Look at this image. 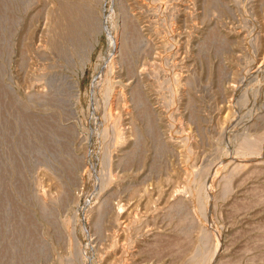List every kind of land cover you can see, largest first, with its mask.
<instances>
[{"label":"rangeland","instance_id":"374dc122","mask_svg":"<svg viewBox=\"0 0 264 264\" xmlns=\"http://www.w3.org/2000/svg\"><path fill=\"white\" fill-rule=\"evenodd\" d=\"M114 2L0 0V264H189L214 241L210 262L264 264V0ZM59 3L79 11L60 19ZM113 8L133 29L110 64L89 26ZM106 67L123 143L111 120L94 131ZM244 157L260 169L244 174ZM207 180L198 223L172 203L199 209Z\"/></svg>","mask_w":264,"mask_h":264},{"label":"bare ground","instance_id":"6f19581e","mask_svg":"<svg viewBox=\"0 0 264 264\" xmlns=\"http://www.w3.org/2000/svg\"><path fill=\"white\" fill-rule=\"evenodd\" d=\"M114 3H116V0H115V2ZM120 2L119 1H117V3H116V5L117 4H119ZM67 5V4H66ZM65 5V3L64 4H62V3H59V4H57L56 6H54V7H51L52 9H51V12L50 13H53L54 14V16L55 17H59V16H64V14H66L68 11H70L71 9H75V8H69V6L67 7ZM120 5V4H119ZM118 5V6H119ZM116 9H118L117 8V6H116ZM116 9H112L111 10V16H110V20L107 22V23H105V24H102V28H101V30H96V29H93V27H96V26H89V34H90V37H91V39H92V41L94 42V45L95 44H97V41H98V36L99 35H101V34H103V35H105V37H106V39L108 40V43H109V45H110V48H111V59L109 60V63L110 64H112L114 61H116L114 58H113V55L114 54H116V51H117V48L119 47V49L121 48L122 49V47H124L125 46V44H126V42H125V44H124V46H123V41H127V39L126 40H124L123 39V41H122V38L124 37V36H128V35H130V33L128 34V35H126L127 33H128V31L130 32L132 29H133V26H132V24H131V26H130V24L128 23V22H126L125 20H123L122 19V21H118V17L116 18ZM75 10H77V9H75ZM74 10V11H75ZM73 11V10H72ZM79 10H77V12H78ZM71 12V11H70ZM76 12V11H75ZM80 12H81V10H80ZM52 15V14H51ZM57 15V16H56ZM53 16V15H52ZM60 19H61V17H59ZM56 19V22H57V19L58 18H54V20ZM59 19V20H60ZM62 19H63V17H62ZM58 20V21H59ZM137 20V19H136ZM135 21V20H134ZM90 27H92V28H90ZM99 27H100V25H99ZM129 27L130 28H132V29H130L129 30ZM96 28H98V27H96ZM98 29H100V28H98ZM135 31V30H134ZM88 34V35H89ZM138 38V37H137ZM140 38V37H139ZM105 39V40H106ZM123 42V43H122ZM91 45V44H90ZM122 46V47H121ZM88 47H89V45H88ZM92 47V46H91ZM91 47H89V48H91ZM92 52H93V47L91 48V49H89V51L86 53V55L85 56H82V57H84V62L81 64V66H80V68H81V73L83 72V70H84V68H85V61L86 60H88V58L91 56V54H92ZM121 54V53H120ZM86 57V58H85ZM115 57V56H114ZM116 57H118V55L116 56ZM121 57V56H120ZM83 60V59H82ZM112 60H113V62H112ZM120 61V60H119ZM118 61V62H119ZM61 73V72H60ZM112 73H110L109 72V67H106V69L105 70H103L102 72H101V74L96 78L97 80H96V84L94 83V81H93V84H95V87H96V90H97V92L98 93H100L101 94V97L99 98V100L97 101V103H96V108L97 109H99V110H102V111H104L103 112V115H102V117H99L100 118V122H98V120H97V122L99 123L98 124V127L94 130L95 131V133H96V135L98 136V137H106L107 136V134H108V126H106V122L108 121V120H111V122H112V132H113V134H114V138H115V142L116 143H123L124 142V140H125V131L123 132L122 131V129L120 128V126H119V121H120V117L119 116H117V115H115L113 118H112V114L109 112V109H108V111H106L105 112V110H106V108L107 107H110L111 105L112 106H117L118 105V102L120 101V100H122V98H123V96H121V95H119V96H117L115 99H113V101H112V99L110 98V94L112 93V88H113V85H112V79H111V75ZM55 75V74H54ZM56 76V75H55ZM54 76V77H55ZM61 76V75H60ZM57 77L59 78L58 80H60V78L61 77H59L58 75L55 77L56 78V80H57ZM52 80H53V78H52ZM51 80V81H52ZM55 80V81H56ZM62 80V79H61ZM54 81V80H53ZM53 82V83H57V84H53V85H57L58 86V84L60 83V82ZM79 81V80H78ZM78 81H77V83H78ZM76 82V81H75ZM52 83V82H51ZM73 83V82H72ZM76 83V84H77ZM93 84H92V86H93ZM73 85V84H72ZM52 86V85H51ZM52 88H53V86H52ZM75 88V87H74ZM73 87H72V89H74ZM93 88H94V86H93ZM76 89V88H75ZM54 90H55V88H54ZM53 90V91H54ZM95 90V91H96ZM52 91V92H53ZM133 91V93H135V91L134 90H131L130 92H132ZM73 92H77L76 93V95H75V99L72 97L73 95H74V93H73V95L71 96L74 100H75V106H76V108H78V110H81V107H79V99H80V92L79 91H73ZM52 94V93H51ZM49 95V91H48V93L47 92H44V93H42V96H43V98L45 99V97H46V99H47V96ZM135 96L136 97H138V95L135 93ZM72 99V100H73ZM96 125V124H95ZM97 126V125H96ZM241 144H242V147L244 148V152H243V154L244 155H247V156H249V155H251V151H252V144H251V142L250 141H248V140H243L242 142H241ZM264 165V164H263ZM240 166V165H239ZM240 167H243L245 170L243 171V173L244 174H249V173H251V172H253L254 170H256L258 167H259V165L258 164H252L251 163V160H249V158H247V157H244L243 159H242V165L240 166ZM261 167V166H260ZM260 167H259V169H260ZM238 167H236V168H234L233 170H231L230 172H228V173H223V174H221V175H219L220 176V179H218V181H220V189H219V191L218 192H216V201L217 200H224L229 194H230V192H231V188H232V178L234 177V175H235V173H238L239 171H237L236 169H237ZM258 169V170H259ZM243 174V175H244ZM245 176V175H244ZM216 178V177H215ZM210 179V178H209ZM215 181V180H214ZM217 180H216V182H218ZM215 182V183H216ZM212 185H213V182H212V180H207L206 181V187L204 188V190L201 192V194L199 195V200H200V202H199V209H196L195 207H194V201H195V199H196V196L195 195H193L192 194V197L191 198H188V199H186L185 197H183V196H179L177 199H176V201L175 202H173L172 203V206H176V205H186L189 209H191V210H193L192 211V214H193V220L195 221H199V218H198V216H197V213L198 214H203V213H205L204 211H207V208H208V206H207V204L205 203V199L208 197V196H210L211 194H210V188L212 187ZM214 187H215V185H213ZM212 189V188H211ZM212 192V191H211ZM190 210V211H191ZM199 223V222H198ZM196 224V223H195ZM198 226V225H197ZM200 233H201V237L202 236H204L205 234L207 235V233L205 232L206 230L205 229H203L201 226H200ZM206 235H205V237H206ZM199 238L200 237H198L197 239L199 240ZM202 240L204 239V238H201ZM200 239V240H201ZM199 240V241H200ZM198 242V241H197ZM215 242V241H214ZM213 242V244L211 245V248H210V251H209V253H207L206 254V252H205V255H203L202 253L201 254H199L198 252V256L197 257H195V258H193V259H191V261L189 262V264H222V262L220 261V260H212L211 262H210V255L211 254H214L215 253V251H216V248H217V246H216V244ZM200 243V242H199ZM202 244H205V241H204V243H203V241H202ZM201 243H200V247H201V245H202ZM204 245H202V247H203ZM200 252H202V251H200ZM194 257V256H193ZM213 262V263H212ZM225 264V263H224Z\"/></svg>","mask_w":264,"mask_h":264}]
</instances>
